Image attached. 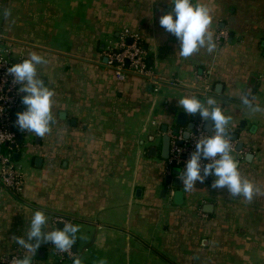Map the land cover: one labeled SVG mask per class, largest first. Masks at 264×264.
Instances as JSON below:
<instances>
[{
  "label": "crops",
  "instance_id": "1",
  "mask_svg": "<svg viewBox=\"0 0 264 264\" xmlns=\"http://www.w3.org/2000/svg\"><path fill=\"white\" fill-rule=\"evenodd\" d=\"M194 2L210 10L216 48L181 58L159 24L169 0H0V46L12 64L44 56L38 74L55 92L51 131L28 133L14 149L20 190L0 184V258L31 255L13 238L39 209L50 226H80L72 248L82 264H264V111L241 101L264 108V0ZM123 30L141 43L152 79L117 80L107 66L105 40ZM183 95L213 97L232 118L251 200L212 187L209 176L192 191L182 184L174 202L160 141L165 129H186L175 126ZM186 115L187 125L197 114ZM59 258L41 242L32 264H64Z\"/></svg>",
  "mask_w": 264,
  "mask_h": 264
},
{
  "label": "clouds",
  "instance_id": "2",
  "mask_svg": "<svg viewBox=\"0 0 264 264\" xmlns=\"http://www.w3.org/2000/svg\"><path fill=\"white\" fill-rule=\"evenodd\" d=\"M171 11L160 16L159 24L165 31L174 35L178 42V53L181 58H189L202 48L212 52L216 43L210 31L212 15L210 10L194 0H169ZM47 60L35 52L21 62L11 64L7 73L11 75L13 85L18 84L21 102L26 107L16 114V125L22 131H27L38 137H44L51 131L54 123L52 107L54 104V89L45 83L38 74V66ZM178 105L185 114H198L201 121H211V134H203L196 139L195 150L184 161L179 173L185 191L195 189L197 182L203 183L209 176H215L212 182L214 188H227L232 196H242L251 200L254 185L242 177L237 162L232 155L233 145L228 128L231 117L219 106L216 99L206 100L196 95H183L177 98ZM241 101L251 112L264 111L260 105H253L246 95ZM189 132V136H191ZM202 160L206 163L202 164ZM63 221L57 219L56 221ZM56 221L51 226L49 218L43 210L32 212L28 221V230L24 236L14 237L15 243L26 249L31 255L15 258L13 264H32V257L41 242H51L56 250L72 257V264H82L80 257L72 252V246L77 241L80 226L71 222L57 228ZM26 237V238H25ZM34 241V242H33Z\"/></svg>",
  "mask_w": 264,
  "mask_h": 264
},
{
  "label": "built area",
  "instance_id": "3",
  "mask_svg": "<svg viewBox=\"0 0 264 264\" xmlns=\"http://www.w3.org/2000/svg\"><path fill=\"white\" fill-rule=\"evenodd\" d=\"M106 63L114 71L117 80H123L126 74H134L152 79L147 54L138 38L128 30H123L116 38L109 37L105 40ZM7 50L0 46V184L9 192H18L21 186V173L16 168L13 155L18 136L24 137L27 131H22L16 125V110L23 111L25 106L21 102L22 93L18 92L19 85H13L11 75L6 69L11 65ZM171 85L176 84L170 82ZM191 132V136H189ZM185 133L187 136L185 137ZM203 134H211L203 128V121H195L192 129H169L167 135L170 139L169 156L166 162V172L171 173L173 168L181 172L184 161L195 150L196 139ZM233 145L232 155H236V145ZM6 149V153H3ZM16 152V151H15ZM202 160V164L206 163ZM73 252V248H72ZM59 260L64 264H72V257L57 250ZM74 253V252H73ZM76 255V254H75ZM21 257L20 252H15L9 257L0 258V264H13L15 258Z\"/></svg>",
  "mask_w": 264,
  "mask_h": 264
},
{
  "label": "water",
  "instance_id": "4",
  "mask_svg": "<svg viewBox=\"0 0 264 264\" xmlns=\"http://www.w3.org/2000/svg\"><path fill=\"white\" fill-rule=\"evenodd\" d=\"M20 111H22L21 108L18 109V110H16L15 113L17 114ZM200 120L201 119H200L199 115L197 114V115L194 116V120L192 122H190L189 124L186 125L187 115L186 114H183V113H180V114H178L176 116L175 126H181V127H185L186 126V129L187 130H190V129L193 128L195 121H200ZM203 128H204V130L206 132L210 133L212 131V129H211V121H209V120L203 121ZM170 129H172L173 131H176V128H170ZM168 130L165 129V130L162 131L163 136L161 137V141H160V144H161L160 145V148H161L160 149V151H161V158L163 160H165V161L168 159V156H169V143H170V139H169V137L167 135V131ZM184 135L186 137L187 136V133H185ZM226 135H229V133H226ZM229 136H230V139L232 141H236L237 140V135H229ZM22 140H23V137L22 136H18L17 137V140H16V144H21ZM241 149H242V144H240V143L237 144L236 150L237 151H240ZM150 151L154 153L156 150L154 148H151ZM250 157H251V155L247 156V159L250 158ZM13 158H17V155L14 154L13 155ZM37 162H38V160H37ZM179 173H180V171H179L178 168H173L171 170V175L175 177L174 180L172 181V184H173L174 187L178 188V190L174 193V202L176 204H180L181 201H182V192L180 191V188L182 187V181L179 179ZM170 181H171V177L170 176H166L165 177L164 184L165 185H169ZM166 194H167V191H164L163 190L161 192V195L163 197ZM57 227L58 228H62L63 227V224H58Z\"/></svg>",
  "mask_w": 264,
  "mask_h": 264
},
{
  "label": "trees",
  "instance_id": "5",
  "mask_svg": "<svg viewBox=\"0 0 264 264\" xmlns=\"http://www.w3.org/2000/svg\"><path fill=\"white\" fill-rule=\"evenodd\" d=\"M6 152H7L6 149H4L3 153H6Z\"/></svg>",
  "mask_w": 264,
  "mask_h": 264
}]
</instances>
